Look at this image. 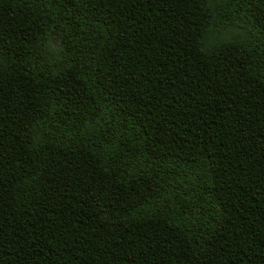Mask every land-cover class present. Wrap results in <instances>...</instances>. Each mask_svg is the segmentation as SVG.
Returning a JSON list of instances; mask_svg holds the SVG:
<instances>
[{
    "label": "trees",
    "instance_id": "obj_1",
    "mask_svg": "<svg viewBox=\"0 0 264 264\" xmlns=\"http://www.w3.org/2000/svg\"><path fill=\"white\" fill-rule=\"evenodd\" d=\"M0 264H264V0H0Z\"/></svg>",
    "mask_w": 264,
    "mask_h": 264
}]
</instances>
